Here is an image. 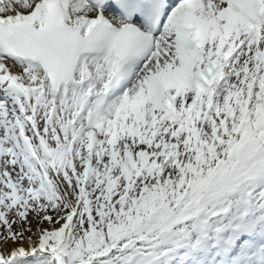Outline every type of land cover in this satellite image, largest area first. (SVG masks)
<instances>
[{"label": "snow or ice", "instance_id": "6c2138e0", "mask_svg": "<svg viewBox=\"0 0 264 264\" xmlns=\"http://www.w3.org/2000/svg\"><path fill=\"white\" fill-rule=\"evenodd\" d=\"M0 264H264V0H0Z\"/></svg>", "mask_w": 264, "mask_h": 264}]
</instances>
